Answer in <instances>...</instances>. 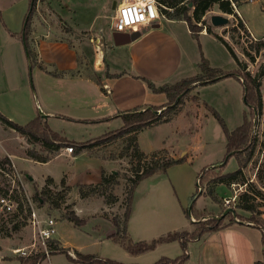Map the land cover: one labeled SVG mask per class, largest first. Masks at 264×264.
Instances as JSON below:
<instances>
[{
  "label": "rangeland",
  "instance_id": "rangeland-1",
  "mask_svg": "<svg viewBox=\"0 0 264 264\" xmlns=\"http://www.w3.org/2000/svg\"><path fill=\"white\" fill-rule=\"evenodd\" d=\"M20 1L29 6V0H0L2 17L5 19L6 13L11 11ZM58 1L62 3L60 0H56V3ZM62 1L63 5H66L65 8L62 7L63 11L69 17L72 14L69 8L72 7L67 0ZM81 1H79V4ZM112 1L108 0L100 10L111 41L113 40L112 33L115 30L109 17V13L114 12V10H111ZM117 1L122 2V0ZM101 2H104V0ZM79 4L78 6H80ZM57 7L61 6L58 5ZM239 9L245 20L237 11H235L236 16L228 14L219 10L217 5L208 11L204 18L206 25L211 27L213 33L219 34L231 44L240 61L246 64V70L255 74L259 69H264V48L256 52L255 47L251 46L259 39L264 40V0H242ZM34 11L43 15H52V9L46 0H38ZM213 14L229 17L228 24L213 25L211 22V15ZM4 19L0 20V32L5 29ZM239 19L244 23V28L238 24ZM161 21L163 24L169 25L170 27L167 26L168 29L179 38L183 55L182 67H189L185 77L200 72L199 62L202 56L207 58L212 66L224 70L237 68V63L228 48L213 34L199 35L197 39L191 33H186L183 23H177L173 27L164 18H161ZM246 21L252 30H250ZM200 23L202 25V22ZM202 26L204 27V25ZM233 27H236L237 30L234 31ZM62 28L66 29L63 25ZM251 33L256 40L251 36ZM21 41L23 43V39ZM97 42L98 52H100L102 50L99 47L102 48L103 44L99 40ZM0 47L6 50L9 45L3 39L2 43L0 42ZM114 47L116 46L114 45ZM244 49L250 51L255 60H251ZM24 53L26 55L24 57L28 59L27 52L24 51ZM127 60L128 56L122 57L116 67L120 68V71L124 70ZM38 71L36 65L31 68L28 65L27 78L32 91L36 87V82H38ZM261 81V91L264 94V75ZM18 91L20 89L15 88L12 90L14 94H17ZM243 92L242 82L234 76L199 85L183 98V103L179 107V111L182 110V112L177 117L175 115L171 121L144 128L139 132L138 143L143 151L153 152L165 149L160 154L161 156L167 154L174 159L185 157L188 162L174 164L168 168L166 173L159 172L144 177L134 190L133 203L130 202V190L132 188L131 179L134 177V171L132 170L134 167L130 164V156L124 154V147L128 142L127 135L122 137L109 136L104 143L90 149L91 153L114 161L111 164L114 171L106 169L105 174L109 177L112 172L116 176L106 181L104 185L90 183L83 185L84 187L81 189L79 188L80 185L74 188L69 186L65 198L59 199L61 208L58 209L51 207L47 201L38 200V197H40L39 191L43 187L38 185V182H42L49 175L61 178L64 173L69 174L73 182H89L97 177L96 169L100 168L97 167L99 163L94 162L91 156L87 154H80L76 158L59 155L48 163L30 161L18 154L24 155L26 148L36 149L41 154H47V151L39 144H26V148H22L21 145L24 139L20 135L15 136L16 131L11 134L8 133V135L0 131V142L2 144L16 145L15 152L18 154H16L15 160L18 168L21 169L16 170L13 167V170L19 172L15 181H12L5 172L0 171V198L8 197L11 199L8 200V203L11 204L10 208L5 206V203L0 202V264H21L20 259L23 256L13 250L18 247L30 246L34 241L33 230L28 222L30 211L32 212L33 208L41 214L52 216L57 220V234L55 240L51 241L52 244H57L56 251L65 248L74 257L77 256L78 252H82L86 255H93L98 259H113L128 264H154L164 257L176 258L184 253L182 243L179 240L160 242L154 249L135 254L112 239L110 236L117 232V229H124L125 215L131 203L132 208L126 228L127 234L133 242L140 240L151 242L176 231L186 230L192 232L194 229H199L207 224L214 225L220 219L221 224H226L230 220L231 213L227 212L222 216L223 213L220 214V212L225 207L226 209L223 212L227 208L234 209L235 213H232V215L236 216L237 213L238 218L236 220H248V217L237 212L236 200L231 201L229 206H226L225 202V198H229L236 192L240 194L244 191L246 185L220 183L214 187L212 193H209L206 191L204 179L199 187V174L206 166H213L207 168L213 169L210 171V175H213V171L231 172L239 167L238 159L233 155L229 157L223 166L214 169V165L220 163L225 157L226 134L214 116L213 110H217L225 119L228 128L233 130L244 121L245 115H250L251 109L245 103ZM167 101L168 98L166 97L164 103L156 106L168 104ZM263 113L264 110L262 113L254 114L253 134L257 136L258 140L253 161L244 168L249 180L258 185L256 171L259 164L264 161ZM26 115L28 114L23 112L20 115H14L16 116L14 121L19 124H26L31 119L30 117L24 119L23 117ZM38 115L42 116L41 113ZM42 118L55 132L68 140L76 142H85L97 138L120 128L122 125V120L108 124H93L71 122L63 119L55 120V118L46 120L43 116ZM64 149L65 147L61 151ZM2 155H4V149L0 144V157ZM160 155L158 157H161ZM6 167L9 166L6 165ZM11 170L7 169L5 171ZM88 170L90 171L88 172ZM26 174H30L38 182L31 181ZM96 185L99 186L96 187ZM51 188L54 193H58L63 189L61 183L52 185ZM202 189L204 191L199 195L198 193ZM5 191L7 192L6 195ZM82 191H85V196H82ZM259 200L261 199L259 198ZM20 204L23 205V211L14 216L13 213L16 212ZM70 210L84 220L81 226H76L67 219L65 213ZM261 218V226L264 228V212ZM116 221L119 222L120 226H116ZM15 224L18 226L17 230L12 229ZM186 236H189V234ZM263 237L264 231L260 232L261 245L264 246ZM201 243L198 238L188 241V258L182 264H202L198 253L201 249ZM29 249L34 255L37 254L36 251H40L38 246L35 249L33 247ZM56 251L52 252L50 257L45 255L46 258L41 261V264H99L97 262L74 261L65 252Z\"/></svg>",
  "mask_w": 264,
  "mask_h": 264
},
{
  "label": "crops",
  "instance_id": "crops-1",
  "mask_svg": "<svg viewBox=\"0 0 264 264\" xmlns=\"http://www.w3.org/2000/svg\"><path fill=\"white\" fill-rule=\"evenodd\" d=\"M46 1L49 2L52 15H43L34 11L28 35L29 46L37 54L36 67L39 70L38 82L33 91L28 83L27 70L30 63L29 59L24 57L26 47L21 36L25 18L30 11V0L29 6L23 1L16 4L6 13L5 19L0 9V20L4 19L5 26L0 32V42L2 43L4 39L9 45L6 50L0 47V114L6 118L14 121L16 117L14 115L23 112L28 114L23 117L24 119L30 117L32 120L39 113H44L47 115L46 120L55 118V120L63 119L71 122L108 124L122 120L121 114L124 111L165 102L166 94L150 89L144 78L160 86L174 83L187 75L186 71L189 67H182L183 55L179 38L168 29L169 25L162 23L161 18L173 27L177 23H183L186 33L190 34L191 30L186 21L168 19L161 15V18L152 24L131 31L130 33L140 32L136 39L124 45H116L114 39L112 38L111 41L107 34V27L100 12L108 0L104 2L82 0L80 4V0H67L74 8H69L72 12L69 17L63 11L62 7L65 8L66 5H63L62 0H60L62 3L59 1L56 3V0ZM119 3L121 1L113 0L111 10H114ZM58 5L61 7L56 8ZM236 8L245 20L239 5ZM62 25L66 29H63ZM200 35H209V33L204 29ZM98 40L103 44L102 48L99 47L102 50L100 52H98ZM124 56H128V60L125 69L120 71L116 65ZM15 88L20 89L17 94L12 92ZM180 112L182 110L175 114L176 117ZM0 131L7 135L15 132L5 126L1 120ZM16 135L20 134L15 132ZM22 137L24 141L21 147L26 148L29 143L26 137ZM0 144L4 149V155L0 158L9 157L14 168L21 170L15 160L18 154L15 152L16 145L1 142ZM61 149L43 163H48L59 155L76 158L80 154H87L94 162L99 163L97 167L100 168L96 169L95 180L73 182L66 173L61 178L46 176L42 182L36 181L30 174H26L27 177L31 181L38 182L40 186L44 185L47 177L53 178L54 185L61 183L63 179L66 185L74 188L77 185L100 182L102 169L114 171L111 166L113 160L86 150L76 154L74 150L70 153L66 149L62 151ZM18 155L30 161L40 162L26 157L25 154ZM187 162L188 160L183 164ZM238 194L239 192H236L230 197L236 195L237 198ZM263 208L264 206L262 207L264 212ZM237 210L240 215L250 217L249 211L240 208ZM262 231H264L263 226H258L249 220L238 219L208 232L198 238V241L202 242L198 251L199 259L202 264H255L256 261H264V256L262 258L264 246L260 241Z\"/></svg>",
  "mask_w": 264,
  "mask_h": 264
},
{
  "label": "trees",
  "instance_id": "trees-1",
  "mask_svg": "<svg viewBox=\"0 0 264 264\" xmlns=\"http://www.w3.org/2000/svg\"><path fill=\"white\" fill-rule=\"evenodd\" d=\"M158 2L161 15H164L168 19L186 21L189 25L192 35L195 38L198 39L200 32L204 28L208 33L213 34L228 48L237 63V68L233 70H224L220 67L212 66L209 60L202 56L201 61L199 62L200 72L191 76L184 77L174 83H166L164 85L157 86L150 79L144 78L150 89L155 92H164L166 94L168 98V104H164L161 106L151 105L145 107H135L133 109L124 111L121 114L123 123L120 128L112 130L97 138L87 140L85 142H76L63 137L62 135L51 129L41 115H37L26 124H19L1 114L0 120L5 126L12 128L21 136L26 137L29 144H39L44 150L47 151V154H41L36 149H25L26 157L40 162L48 161L53 154L57 153L61 148L66 146H72L76 154L81 152L82 150L91 152L90 149L92 147L104 143L109 136L117 135V137H122L124 135H127L128 142L124 147V154L130 156V164L132 165V167H134L132 169L134 171V177L131 179L132 188L130 190V202L133 203L135 192L134 190L144 177L159 172L166 173L170 166L184 162L186 160L185 157L174 159L167 154L161 156L160 154L165 151V149L156 150L153 152L143 151L139 147L138 143L139 132L144 128L153 126L160 122H167L171 120L173 116L179 112V107L183 103V98L187 94H189L192 89L198 87L199 85L216 82L228 76H234L238 78L244 86L243 93L245 103L250 107L251 111L249 116L245 115L244 121L239 126L234 128L233 130H230L225 119L220 115V113L215 109L213 110L214 116L217 118L226 134L225 157L220 163L214 165V169L223 166L227 162L229 157L233 155L237 157L239 167L231 172L213 171V175H210V171H212L213 169L210 170L207 168L213 166H206L201 171V174H199V187L200 185H202L204 179L206 182V191L209 193H212L214 191V187L220 183L226 185H232L233 183L246 185V189L237 196L236 207L249 211L251 213V216L248 220L253 222L254 224H257L258 226H261V216L263 213L262 207L264 206V161L259 164L256 171V178L259 182V185L249 180L244 172V168L253 161V156L257 145V136L253 134V128L255 125L253 117L254 114L262 113V111L264 110V94L261 91V78L264 75V69H259V71L255 74L247 71L246 64L240 61L231 44L219 34L213 33L211 27L206 25V21L204 18L205 14L210 11L215 5L218 6L219 10L228 14H234L236 16L237 14L235 12L233 4L238 6L242 2V0H158ZM37 3L38 0H30V11L25 18V26L23 34L21 35L27 45L30 68L37 64V54L30 48L28 43V35L30 31L32 15L35 7L37 6ZM200 22H202V25H204V27ZM238 24L243 28L245 27L241 19H239ZM233 30L236 31L237 28L233 27ZM251 46L255 47L256 52H259L262 48H264V40L259 39L255 42L254 45ZM244 52L246 53V55H248V57H250L251 60H255L253 57L254 55H252L250 51L244 49ZM160 109V113H157L155 111ZM159 155L161 157H158ZM6 165H8L9 167H6ZM0 167L3 170L13 169L10 158H0ZM105 172L106 171L102 169L101 181L97 184L104 185L106 181L116 176L111 172L108 177ZM207 175L208 178L206 179ZM52 185H54L53 178L47 177L45 184L39 191L40 197H38V200L47 201L49 202L51 207L60 209L61 202L59 201V199L65 198L66 190L69 189V186H67L65 184V181L62 179L61 186L63 189L58 193H54L51 188ZM83 185L85 186L86 184ZM83 185H80L79 188H83ZM99 185H96V187ZM203 191L204 189H202L198 194L200 195ZM4 193L5 195L7 194L6 191ZM85 194V191H82V196H85ZM259 198L261 200H259ZM132 203L128 206V210L125 215L123 226L124 229H117V232H114L110 236L112 239H114L116 242H119L129 252L135 254L154 249L160 242H171L179 240L182 243L184 249V253L182 255L176 258L164 257L162 259H159L154 264H182L186 260V258H188V241L195 240L196 238L202 237L204 233L212 232L227 224H231L238 218L237 213L236 216H233L232 212L230 211V220L226 224H221L220 219L217 220L214 225L207 224L199 229H194L192 232L186 230L176 231L174 233H169L167 235L161 236L159 239H155L151 242L141 240L133 242L132 239L128 236L126 228V223L131 213ZM225 209L226 207L221 210L220 214L224 213L223 211ZM20 211H23L22 204L18 205L16 212L13 213L14 216L18 215ZM65 214L67 219L73 222L76 226H81L84 223V220L79 218L72 210L67 211ZM115 224L116 226H120L119 222L117 221ZM12 229L17 230V224H15ZM188 234L189 236H186ZM56 245L52 244L53 252H55L57 249ZM56 252H65L70 259L83 263L97 262L99 264H128L113 259H98L93 255H86L82 252H78L77 256L74 257L65 248L59 249ZM45 258V254L39 252L35 255L33 254L25 256V258L23 256V258H21L20 260L21 264H28V262H30L31 264H41V261H43V259ZM255 264H264V261H256Z\"/></svg>",
  "mask_w": 264,
  "mask_h": 264
},
{
  "label": "built area",
  "instance_id": "built-area-1",
  "mask_svg": "<svg viewBox=\"0 0 264 264\" xmlns=\"http://www.w3.org/2000/svg\"><path fill=\"white\" fill-rule=\"evenodd\" d=\"M235 10L238 12L236 5L233 4ZM240 16V15H239ZM161 18V13L159 11L158 0H123L121 3L116 5L114 12L110 15V19L113 23V28L116 31H136L138 28L144 25H150L153 22ZM251 36H255L251 33ZM256 40V38H255ZM67 152H72V146L65 147ZM12 167H14L12 165ZM0 171L5 172L12 181H15L19 172L14 169L11 171H5L0 167ZM200 181V179H199ZM236 195L233 197L225 198L226 206H229L231 201H235ZM8 197H1L0 202L5 203V206L10 208V203H8ZM9 204V205H8ZM28 222L33 230L34 241L30 246H23L14 249L15 253H19L21 256H29L32 253L30 247L34 249L38 246L40 251L44 253L47 257H50L53 252L52 242L55 240V235L57 234V220L49 215H43L39 211L33 208L30 212Z\"/></svg>",
  "mask_w": 264,
  "mask_h": 264
},
{
  "label": "water",
  "instance_id": "water-1",
  "mask_svg": "<svg viewBox=\"0 0 264 264\" xmlns=\"http://www.w3.org/2000/svg\"><path fill=\"white\" fill-rule=\"evenodd\" d=\"M190 5H191V3H190ZM114 7H115V5H114ZM211 22L215 26L226 25L229 22V17L223 16V15H220V14H213V15H211ZM139 35H140V32H132V33H130V32L115 31L113 33V39H114V43L116 45H124V44L129 43L132 40L136 39ZM24 45L26 47V52H27V55H28V51H27V46H26L25 40H24ZM155 111L157 113H160L161 109L160 110H155ZM41 114H42V116L44 118H47L46 114H44V113H41ZM230 211L232 213H235L233 208H227V210L222 214V216H224L227 212H230Z\"/></svg>",
  "mask_w": 264,
  "mask_h": 264
}]
</instances>
